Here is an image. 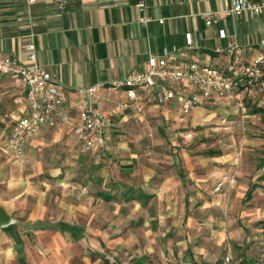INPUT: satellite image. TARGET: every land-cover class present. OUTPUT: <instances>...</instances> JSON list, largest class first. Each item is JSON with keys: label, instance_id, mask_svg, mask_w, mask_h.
<instances>
[{"label": "crops", "instance_id": "1", "mask_svg": "<svg viewBox=\"0 0 264 264\" xmlns=\"http://www.w3.org/2000/svg\"><path fill=\"white\" fill-rule=\"evenodd\" d=\"M137 1L0 0V56L26 61L34 43L36 62L52 73L73 117L44 126L28 141L24 158H16L4 145L10 124L23 114L16 100L21 91L10 77L0 78V206L15 219L0 224V264H123L130 256L128 249L123 257L128 245L119 235L142 233L169 235L167 245L150 237L144 249L157 251L166 264H219L228 247L234 264H259L264 81L254 90L239 88L234 100L203 98L184 127L201 125L200 138L217 141L182 152L175 143L154 144L160 134L171 139L168 124L182 126L178 100L159 103L155 91L140 89L138 100L131 101L115 82L145 70L149 55L162 56L165 49L171 58L227 72L231 43L245 60L264 51V10L226 15L233 0H146L152 20L144 24ZM209 10L217 12L213 24L204 17ZM91 86H98L103 109L125 103L106 144L96 150L86 149L73 132L76 91ZM238 136L247 139L245 152L230 145ZM151 151L167 155L166 161L140 163L139 155ZM224 174L233 180L214 193V182Z\"/></svg>", "mask_w": 264, "mask_h": 264}, {"label": "built area", "instance_id": "2", "mask_svg": "<svg viewBox=\"0 0 264 264\" xmlns=\"http://www.w3.org/2000/svg\"><path fill=\"white\" fill-rule=\"evenodd\" d=\"M38 1V0H29ZM53 1L64 5L67 0ZM138 17L141 23H148L152 17L147 15L146 0H138ZM264 10V2L256 3L249 0H233L226 6V15H241L244 12L259 13ZM206 23L218 21L216 11L204 13ZM163 22V19H159ZM225 35L224 30L221 31ZM191 33H188L191 42ZM177 49H174V52ZM170 50L165 49L162 56L150 54L148 66L140 72L130 73L126 79L115 82L116 87H124L126 96L131 101H137L138 91H155L156 100L167 103L176 98L181 106V114L187 115L196 108L202 98L234 100L238 98L237 90L241 87L250 90L261 82L264 72V51L253 59L242 62L241 50L237 43H231L226 52L231 58L229 71L220 66L202 63L198 60H178L170 57ZM37 61L36 46L28 45L26 61H20L12 56H0V78L10 77L21 91L17 102L22 104L23 114L12 122L5 148L16 158L22 159L28 141L44 126H56L73 120L69 107L65 103V93L54 80L52 73ZM77 101L74 108L78 112L73 132L88 150L102 148L114 123L115 114L125 103H120L115 109L106 110L100 106L102 95L98 86L77 89ZM239 105L242 103L238 102ZM184 116L181 117L183 119ZM229 178L225 175L215 189L220 190ZM261 250L264 256V227L262 229ZM219 264H234L231 247L223 254Z\"/></svg>", "mask_w": 264, "mask_h": 264}, {"label": "rangeland", "instance_id": "3", "mask_svg": "<svg viewBox=\"0 0 264 264\" xmlns=\"http://www.w3.org/2000/svg\"><path fill=\"white\" fill-rule=\"evenodd\" d=\"M256 55H254L251 59H253ZM240 59H241L242 62H247V61H250L251 60V59L245 60V58H243L242 54L240 56ZM208 64H210V63H208ZM215 66H218V65H215ZM263 75H264V72H263ZM263 81H264V76L262 77L261 82L257 83L255 86H252L251 89H253V90L256 89L258 85H260L261 83H263ZM18 97H17V99H18ZM173 99H176V98H173ZM213 99H215V98H213ZM199 105H200V103H199ZM178 108H179L178 120L181 122L182 126L180 125L179 128H176V126H175L173 128V124H168L167 130L170 131L169 132V135H170L169 138H171V139L168 140L167 138H165L164 136H162L160 134L156 139H154V144L156 145V147H170L171 148L172 147V144L175 143V145H177L176 147H180L181 148V150H180L181 152H182V150H185V149L188 150V148H191V149H193L195 151V149H201V148L202 149H206L207 146H209L210 143H214V142L217 141V139H214V138H211V139L200 138V135L199 134L201 133L200 132L201 131V127H203L201 125H198V126H188L187 128L184 127V125L186 124V121L184 119L186 117V115H182L181 114V110H180L181 106H180V104H179ZM196 108H194V109H196ZM182 116H184L183 119H181ZM11 124H10V126H11ZM259 127L261 128V131H260L261 134H258V137L259 138H264V133L262 132V130L264 131V127L262 125H259ZM178 129L181 130V133L182 134L181 135H178L177 134L178 135L177 136L176 133H177V130ZM171 132H173L174 134L172 135ZM9 133H10V130H9ZM197 135H199V136H197ZM172 136H174V137L172 138ZM192 141H194V142H192ZM230 142H231L230 145L231 146H234V147H237L238 148L237 151L238 152H241V153H242V151L245 152V146H247V147L249 146V144L247 143V139L245 137H243V136H241V137L240 136L233 137V139H231ZM142 144L143 143H141V145ZM218 145H221V144L218 143ZM259 146L262 147L264 145L260 144ZM4 147H5V145H4ZM215 148H217V147L215 146ZM258 152H261L262 153V150H258ZM139 157H140V160H139L140 163H145V162H148L149 163L150 162L149 159H153L154 160V161H151L150 163H158L159 161H166V159H167V155L161 156L158 152H152V151L150 153H148V154H145V156L144 155L143 156L139 155ZM189 158H191L195 162V158L194 157L193 158L192 157H189ZM22 159H20V160H22ZM169 159L172 160L171 158H169ZM225 175H227L229 177V178H227L228 180H226L224 182V184H223V186L221 187L220 190H216L215 189L216 185L218 184L219 181H221V179ZM232 180H233L232 175H229V174L222 175L220 177V179H217V181L214 182L215 185H213L214 188L212 186V191L214 193L215 192L216 193H218V192L222 193L223 192L222 189H223L224 185L226 184V182H231ZM146 188H148V187H146ZM203 192L206 193L207 191L205 190ZM131 194H132L131 195L132 198H134V197H136L135 194H138V192L136 190H134V191H132ZM124 203L125 202L122 201V202H117L116 204L117 205H122ZM126 203H128V205H131L132 204V203H129V202H126ZM141 208H139L138 210H140ZM224 211L227 212V214H228V209H225ZM155 223H156L155 220H151V225H154ZM257 226H258L257 227L258 228V233H257V238L256 239L258 240V236H259V244L261 246L262 245L261 235H262V229L264 227V218L258 222ZM119 236H121L120 238H124V243H126V245H128L123 250V257L126 255V252L129 249L128 257L129 256L130 257L129 258H125L123 260L124 262H122L123 264H134L135 262L138 263V264H143L144 262H145V264H166V262H163L162 261L160 255L158 254L157 251H155V252L153 251V252H150V253H146V252H144V249L147 246L146 241L150 237L152 239H154V241H157V242L158 241H164L165 240L164 241L165 242V245H167V241L166 240L168 239V236L169 235H166V236L165 235H161V234L160 235L159 234H156V235H152V234L146 235V234L142 233V234H135V235H132V234H124V235H119ZM229 241L230 240H227L228 244H226V245H233L232 243H229ZM226 251H227V248H226V250L224 249V251H223L222 254H224ZM232 251H233V249H232ZM131 255H134V256L131 257ZM233 256H234V253H233ZM257 260H258V263L259 264H264V256H263L262 253H261V256L259 257V259H257ZM252 264H256V263H252Z\"/></svg>", "mask_w": 264, "mask_h": 264}, {"label": "water", "instance_id": "4", "mask_svg": "<svg viewBox=\"0 0 264 264\" xmlns=\"http://www.w3.org/2000/svg\"><path fill=\"white\" fill-rule=\"evenodd\" d=\"M15 219L8 213L3 207L0 206V224L1 226H7L13 223Z\"/></svg>", "mask_w": 264, "mask_h": 264}]
</instances>
